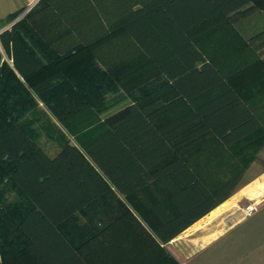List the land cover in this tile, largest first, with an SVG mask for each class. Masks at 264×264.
Instances as JSON below:
<instances>
[{
  "label": "trees",
  "instance_id": "trees-1",
  "mask_svg": "<svg viewBox=\"0 0 264 264\" xmlns=\"http://www.w3.org/2000/svg\"><path fill=\"white\" fill-rule=\"evenodd\" d=\"M260 10H264V0H154L121 18L109 30L129 32L183 97L193 99L224 82L217 68L197 49L194 39ZM18 16L12 15L9 21L13 23ZM0 42L15 67L2 61L0 51V264H13L17 255H24L26 264H88L83 252L62 233V227L65 222H77L79 213H93L100 197L110 191L101 172L127 195L142 196L145 185L160 179L177 200L176 182L169 172L197 189L192 191L197 194L196 203L179 205L178 215L142 196L144 204L161 219L156 236L167 243L227 199L240 177L211 193L179 157L183 149L208 135H215L225 146L251 139L245 146L250 145L246 151L253 162L264 148L262 113L230 90L159 128L151 126L135 107H128L108 118L106 130L85 147L90 160L69 143L56 158H50L28 131L32 128L28 123H35L41 114L38 99L66 78L56 73L37 79L52 60L26 21H18L2 32ZM250 45L260 52L264 32L254 36ZM260 56L264 63L263 51ZM137 115L142 121H135ZM92 130L97 132L99 128ZM11 193L17 194L18 200L8 206L5 196ZM153 246L154 250H140L139 264H179L156 241Z\"/></svg>",
  "mask_w": 264,
  "mask_h": 264
},
{
  "label": "crops",
  "instance_id": "crops-1",
  "mask_svg": "<svg viewBox=\"0 0 264 264\" xmlns=\"http://www.w3.org/2000/svg\"><path fill=\"white\" fill-rule=\"evenodd\" d=\"M152 1L0 0V34L14 25L9 18L19 15L15 22L26 21L52 60L37 79L56 73L66 78L38 99L41 114L34 128L28 129L50 158H56L69 143L90 160L85 147L106 130L108 118L128 107H135L151 126L159 128L234 90L249 107L262 113L264 104L252 105L229 80L238 62L235 51L231 57L223 48L229 40L223 32L226 27L235 29L241 21L223 23L194 39L224 82L193 99L183 97L129 32L109 30L112 24ZM261 32L264 30L250 35L248 44ZM0 51L3 60L15 68L1 42ZM33 51L48 64L37 50ZM222 58L225 65L220 64ZM139 116L135 121H142ZM92 128L99 130L94 132ZM251 141L244 138L225 146L215 135H208L179 153L211 193L240 177L227 199L167 243L156 236L161 219L144 204L142 196L152 204L162 203L174 215L180 213L179 205L196 203L197 194L192 191L197 189L188 187L173 172L169 176L176 182L177 200L160 179L145 185L142 196L127 195L101 172L110 191L100 197L93 213H79L77 222H65L62 233L77 250H100L102 264H139L140 250H154V241L179 264H264V148L252 162L246 151L250 145L245 146Z\"/></svg>",
  "mask_w": 264,
  "mask_h": 264
},
{
  "label": "rangeland",
  "instance_id": "rangeland-1",
  "mask_svg": "<svg viewBox=\"0 0 264 264\" xmlns=\"http://www.w3.org/2000/svg\"><path fill=\"white\" fill-rule=\"evenodd\" d=\"M15 23L16 22L14 21L13 24ZM226 28L227 29H225L223 34L229 36V40L228 44L224 45L223 48L228 50V56L231 57L236 52L238 62L236 68L229 73V75H231L229 78L230 84L235 87L241 93V95L249 100L252 105H262L264 104V63L263 56H260V54L262 51L264 52V48L260 47V52H256L248 44V37L261 30H264V10H260L247 19L241 21L239 24H237L235 29H233V27ZM233 39L235 41H232ZM220 64L225 65L223 58L221 59ZM263 110L262 117L264 120ZM28 125H31L32 127L34 123H32L30 120ZM5 199V202L8 206L15 204V202L18 200L17 194L15 193L6 195ZM81 251L86 256L88 264H102L100 250ZM25 262L24 255H17L12 263L26 264Z\"/></svg>",
  "mask_w": 264,
  "mask_h": 264
}]
</instances>
